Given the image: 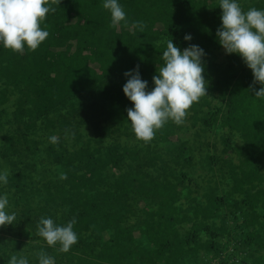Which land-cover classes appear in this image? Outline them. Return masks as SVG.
I'll return each mask as SVG.
<instances>
[{
	"label": "trees",
	"instance_id": "1",
	"mask_svg": "<svg viewBox=\"0 0 264 264\" xmlns=\"http://www.w3.org/2000/svg\"><path fill=\"white\" fill-rule=\"evenodd\" d=\"M103 3L104 0H57L52 5L55 13L50 11L41 24L49 36L37 50L25 48L20 54L0 45V84L11 86L23 96L18 97L12 112L16 124L32 125L65 107L76 111L75 104L84 101L78 108L84 115L83 121L90 124L96 135L111 126H130L126 109L133 105L123 93L128 79L126 72L139 66V75L151 90L152 78L163 63L165 41L172 39L181 51L191 45L199 46L204 57L210 48L220 45L216 33L222 10L217 4L207 11V5L200 0H118L128 24L121 22L111 27L110 12L103 8ZM251 7L264 10V1L251 0L243 5L244 10ZM135 21L145 24L142 32L131 27ZM185 35H190L191 40L185 41ZM204 67L207 90L219 91L223 98L222 125L236 132L243 141L234 150L243 156L247 169L233 179L232 191H242L243 186L255 189L254 194L245 198L248 208L253 213V203L258 200L264 210V180L257 173L264 156V98H255L260 85L253 83V74L245 63L241 69L233 64L220 71ZM5 101V92L0 90V104ZM216 112L219 110L202 120L204 126L216 121ZM99 122L107 125L99 128ZM159 134L161 129L156 132ZM223 142L229 146L228 139ZM136 152L134 148L112 144L103 155L98 148L88 146L54 155L53 161L62 163L67 179L49 182L42 206L32 211L26 204L21 211V224L31 229L37 228L41 217L51 218L60 226L73 217L76 219L73 230L77 243L67 253L52 256L55 264L57 257L64 259L65 264H179L187 254L213 248L217 235L207 220L223 205V198L215 195L214 186L204 193V208L192 210L193 221L180 237L174 225L186 218L176 213L173 203L177 194L173 184L151 178L143 180L129 170L112 181L103 176L107 168L119 169L124 159L136 158ZM131 196L155 202V210H145L138 234L144 237L149 250L138 251L133 231L123 225L121 210ZM198 213L202 220L198 219ZM106 232L109 237L97 250L92 241H87ZM201 232L207 237L204 241L200 239ZM252 240L249 234L244 243ZM259 248L262 253L253 264H264V237ZM28 250L30 253L25 257L29 264H38V253L41 250L48 253L49 248L36 246ZM13 254L20 255L17 245L0 239V264H8ZM132 255L137 260H131Z\"/></svg>",
	"mask_w": 264,
	"mask_h": 264
},
{
	"label": "rangeland",
	"instance_id": "2",
	"mask_svg": "<svg viewBox=\"0 0 264 264\" xmlns=\"http://www.w3.org/2000/svg\"><path fill=\"white\" fill-rule=\"evenodd\" d=\"M200 1L207 5V11L211 9V5H219V0ZM249 1L251 0H237L242 9ZM252 1L263 3L264 0ZM202 59L206 67L219 71L227 64H233L238 69L244 64L241 57L226 54L220 45L210 48ZM0 90H4L6 97V101L0 104V173L5 169L9 173L7 184L0 183V196L7 195L9 203L6 210L9 214L16 213L13 225L0 227V239L17 245L20 255H28V247H48L37 235V228L30 229L21 224V211L26 204L32 211L42 206L46 186L49 182L59 181L63 165L53 161L54 155L69 154L84 146L98 148L103 155L106 147L112 144L134 148L137 156L134 159H124L119 169L107 168L103 176L112 181L118 174L129 170L136 172L143 180L151 178L156 182L173 184L177 194L173 203L176 213L178 217L186 218L174 225L180 237H183L193 221L192 210L204 208V193L209 187L214 186L215 195L223 198V205L216 215L207 220V224H212L217 235L213 248L187 254L180 259L179 264H253L255 257L262 253L259 244L264 237V210L256 200L252 213L245 199L247 195L254 194L255 189L243 186L242 191H232L233 179L239 177L241 170H246L247 166L242 162L243 156L234 150L243 145L241 137L221 123L225 109L219 91L207 90V96L192 105L193 109L190 108L182 125L177 126L169 121L161 129V134L156 135L151 142L144 143L135 138L131 125L111 126L106 131L101 130L98 135L93 133L90 124L83 121L84 115L78 108V105L85 104L84 101L75 104L76 111L65 107L48 113L46 118L36 120L32 125L27 122L24 125L16 124L12 112L16 100L22 94L19 95L4 83L0 84ZM74 101L72 103H76ZM217 109L219 112H216V121L204 126L202 120ZM106 125L104 122L98 123L99 128ZM52 135L59 138L58 143L49 142ZM225 138L229 140L227 147L223 142ZM258 165L257 173L264 180V156ZM131 197L121 210L124 215L123 225L133 231L134 246L138 251L149 250L144 237L138 234L145 210H155V202L137 196ZM198 219L202 220L200 213ZM249 234L253 240L245 244ZM108 237L109 232H106L87 241H92L93 248L97 250ZM200 239H207L203 232L200 233ZM48 248L51 256L61 253L57 250L59 245ZM136 257L132 255L131 260H137ZM60 259L56 258L57 263L65 264V260Z\"/></svg>",
	"mask_w": 264,
	"mask_h": 264
},
{
	"label": "clouds",
	"instance_id": "3",
	"mask_svg": "<svg viewBox=\"0 0 264 264\" xmlns=\"http://www.w3.org/2000/svg\"><path fill=\"white\" fill-rule=\"evenodd\" d=\"M57 0H0V45L13 53H24L25 48L35 51L48 38L49 32L41 24L51 11L55 13ZM103 8L111 15V27L124 22L128 24L126 13L118 0H104ZM221 27L217 30L218 43L228 55L236 54L251 70L254 84L260 88L255 98H264V10L251 7L242 9L237 0H219ZM132 28H145L143 21H135ZM185 41L191 36L185 35ZM166 50L162 53V66L153 76L154 87L149 90L148 82L139 75V66L124 75L128 78L123 86L125 97L133 105L126 109L127 120L135 138L144 143L151 142L156 132L169 121L182 125L188 111L200 98L207 96V82L203 57L205 53L196 45L181 51L172 41H165ZM56 135L49 142L56 144ZM8 171L0 173V183L7 184ZM66 180V173H60ZM7 195L0 196V227L13 225L16 213L6 210ZM76 219L73 217L66 225H57L53 219L41 217L37 224V235L48 247L67 253L77 243L78 237L73 230ZM8 264H29L28 258L13 254ZM38 264H55V259L47 252L38 253Z\"/></svg>",
	"mask_w": 264,
	"mask_h": 264
}]
</instances>
